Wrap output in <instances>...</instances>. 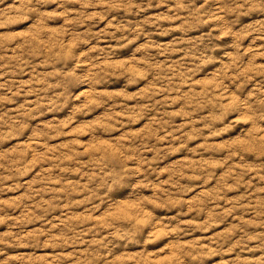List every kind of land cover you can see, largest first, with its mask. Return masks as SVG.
Instances as JSON below:
<instances>
[{
  "label": "clouds",
  "instance_id": "obj_1",
  "mask_svg": "<svg viewBox=\"0 0 264 264\" xmlns=\"http://www.w3.org/2000/svg\"><path fill=\"white\" fill-rule=\"evenodd\" d=\"M0 264H264V0H0Z\"/></svg>",
  "mask_w": 264,
  "mask_h": 264
}]
</instances>
